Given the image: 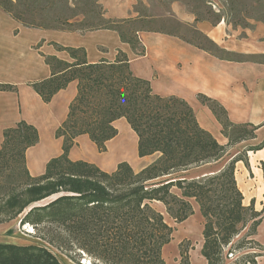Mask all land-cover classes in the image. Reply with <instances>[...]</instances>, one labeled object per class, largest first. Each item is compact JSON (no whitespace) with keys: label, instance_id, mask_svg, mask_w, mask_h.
I'll return each mask as SVG.
<instances>
[{"label":"trees","instance_id":"trees-1","mask_svg":"<svg viewBox=\"0 0 264 264\" xmlns=\"http://www.w3.org/2000/svg\"><path fill=\"white\" fill-rule=\"evenodd\" d=\"M82 1L85 0L72 4L69 0H0V10L27 28L81 34L115 31L137 56L145 52L139 39L142 31L177 37L220 59L231 56L197 28L190 30L196 38L188 39L142 27L144 20L138 11L141 3L133 7L135 17L110 19L103 11L95 22H85V14L76 10L77 3ZM217 14L212 12V16L216 15L213 21L199 16L193 21L216 26L224 19ZM249 19L245 18L244 24L225 22L233 29H249L255 23L251 24ZM256 22L264 23V20ZM50 44L56 51L67 53L71 61L39 53L50 75L28 85L48 103L57 92L76 81V95L68 106L66 118L54 132L55 138L61 139L62 152L46 163L42 175L32 177L26 169L25 152L38 142L36 128L21 120L3 130L0 214L4 218L0 223L17 218L30 207L19 224L31 226L38 232V238L54 248H74L102 264H165L162 249L171 241L173 228L152 207V202L161 203L174 222L182 223L193 215V201L203 219L200 254L206 264H225L226 249L227 254L233 255L247 248L253 252L242 256L243 264H256V258L264 255V248L252 237L264 217V205L256 211L253 201L248 206L242 204L235 164L241 161L248 166V152L264 148V138L231 158L229 151L239 143L255 139L262 124L232 123L218 102L199 94L198 101L211 111L227 139L221 145L199 126L192 108L184 100L157 95L148 80L135 76L128 57L120 50L112 62L103 59L89 63L81 47ZM16 90L14 85L0 83V91ZM121 118L137 136V156L158 154L156 160L138 172L123 161L108 173L92 163L69 159V151L80 135H86L97 151L104 153L106 143L117 135L113 123ZM226 157L230 159L213 174L191 179L183 175ZM173 188L179 194L173 193ZM53 195L59 196L45 205H33ZM192 249L189 240L178 244V264H190ZM0 264L61 263L42 245L0 242Z\"/></svg>","mask_w":264,"mask_h":264},{"label":"crops","instance_id":"crops-1","mask_svg":"<svg viewBox=\"0 0 264 264\" xmlns=\"http://www.w3.org/2000/svg\"><path fill=\"white\" fill-rule=\"evenodd\" d=\"M137 1L142 0H101L100 3L107 18L123 19L135 17L132 16L135 14L133 6ZM196 28L231 56L220 59L177 37L148 31L139 33L145 52L143 56H137L129 45L120 41L115 31L95 30L81 34L27 28L0 10V83L11 84L17 88L16 92L0 91V147L3 130L22 120L35 127L38 133L37 144L25 152L26 169L32 177L42 175L46 163L62 152L61 139L55 138L54 132L66 118L68 106L76 95V81L57 92L48 103H44L28 85L50 75L49 67L39 53L54 55L66 62L71 61L67 53L56 51L50 43L83 48L89 63H97L103 59L112 62L120 50L128 57L135 76L148 80L157 95L175 96L184 100L192 108L199 126L221 145H225L227 139L221 134V127L211 111L198 101L199 94L218 102L232 123L262 124L255 139L239 143L233 147L235 149H230V158L247 146L258 144L264 138V61H237L232 57H264V23L255 22L249 29H233L226 23L212 26L207 22H200L196 24ZM40 42L42 43L39 48L35 49ZM113 126L117 129V135L106 143L104 153L99 156L88 137L80 135L69 151V159L100 165L103 167V170L100 168L102 171L110 173L116 169L118 163L126 159L130 145L134 157L132 162L127 163L134 172L140 171L158 158L159 155L154 154L156 158L149 163L148 159L154 155L143 158L137 156V136L125 119L116 120ZM228 158L194 169L200 170L221 163L223 165ZM247 163L248 166L241 161L235 164V180L243 195L242 204L248 206L253 201L254 209L260 211L264 205V148L248 152ZM189 171L183 173L185 178L203 177L213 172L209 170L187 175ZM193 211V217L198 213L202 219L196 204ZM192 216L181 223V230L185 231L188 240L192 239L191 232L195 230V226L192 228V222L190 223ZM201 229L202 227L200 232ZM252 239L264 248V217ZM202 242L200 234L197 243L199 250ZM172 256L178 258V264L179 252L175 246ZM189 261L190 264H206L201 254L193 260L192 250L189 251ZM256 264H264V255L256 258Z\"/></svg>","mask_w":264,"mask_h":264},{"label":"rangeland","instance_id":"rangeland-1","mask_svg":"<svg viewBox=\"0 0 264 264\" xmlns=\"http://www.w3.org/2000/svg\"><path fill=\"white\" fill-rule=\"evenodd\" d=\"M75 1L77 0H69L71 4ZM100 2L101 0H85L80 3H77L76 10L78 13L85 14L84 17L85 22L93 23L98 18L97 17L98 13L104 11V8L103 6H101ZM137 3L142 4V6L138 8L139 13L144 20V22L141 24L142 27L158 30L160 32L176 34L178 36H183L188 39L196 38V35L190 32L192 28H196V24L194 23V21L190 22L192 19L194 20L195 16H199L201 18H208L209 20L212 19L213 21L216 15L212 16V12H218L217 15L222 16L224 18L220 22L222 24L226 23L225 21H232V22H238L239 24H244L245 18H250L249 22L251 24L259 19L264 20V0H142V1H137ZM132 16H137V14L135 13ZM203 46L207 47L206 44L204 43ZM232 58L234 60L237 59H251L250 61L263 60V58L260 57L253 58L250 56L249 57L242 56L241 58L233 56ZM236 150H232V151L235 152ZM98 153L99 152L97 151V154ZM98 155L100 156L101 153H99ZM91 157L92 160L95 159L94 155H92ZM95 157L97 158V156ZM133 157L134 154L133 152H131V145H130L128 152L126 154V159L123 161L132 162ZM155 158L156 155L148 159L149 163L152 162ZM225 159H227V157ZM224 164L222 165L221 163L215 166L204 167L203 169L200 170H195V169L190 170L186 174L195 175L203 171L213 170V172L207 174L210 175L213 174L214 172L219 171L224 166ZM221 165L222 167H220ZM96 166L103 170V167H101L100 165H96ZM172 192L175 194H179V191H177L175 188L172 189ZM58 196L59 195L50 196L33 205L34 206L45 205L50 201L54 200ZM191 203H192V207L195 206L196 204L193 201H191ZM160 204L152 202V207L158 212H160L164 217V221L170 227L173 228L172 239L162 249V256L163 258H165L167 264H176L177 263L176 260L178 258H174V256H172L173 248L175 246L178 250V244L188 239L186 237L185 231H183V229L181 230L183 225H181V223L174 222L166 214L165 209L162 208L163 205L161 206ZM29 208L25 209L22 212V214L17 216V218L5 223H0V242H8L18 245H29V244L42 245L46 247L48 250H50L57 257L58 261L61 264H102L100 261L97 260L95 261L93 257L86 255L84 252L80 250H76L74 248L67 250L54 248L53 246L47 244V242L38 238L39 236L38 232L34 230L31 226L27 224L21 226L18 221L20 218L24 216V214L29 210ZM3 218L4 216L1 213L0 220ZM191 222H192V228L193 226H195V230L191 232L192 239L189 240L190 244L193 246L192 259L194 260L195 256L196 257L200 256V250L198 249L197 243L200 234L202 232V231L200 232V227H203L202 226L203 219H201L199 214L197 213L195 217L192 216L190 223ZM244 232H246V230H244L241 233V235L235 238L234 241L238 240L244 234ZM247 252L250 253V250H248V248L239 253L234 252L233 255H231V254H227V249H226L224 251V256L226 257L225 264H243L244 257L242 256H244ZM237 257L239 258V260L235 261V258Z\"/></svg>","mask_w":264,"mask_h":264}]
</instances>
